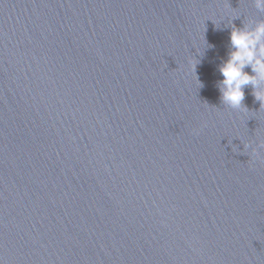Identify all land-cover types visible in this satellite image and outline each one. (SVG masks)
I'll use <instances>...</instances> for the list:
<instances>
[{
    "label": "water",
    "instance_id": "95a60500",
    "mask_svg": "<svg viewBox=\"0 0 264 264\" xmlns=\"http://www.w3.org/2000/svg\"><path fill=\"white\" fill-rule=\"evenodd\" d=\"M260 22L254 0H0V264H264V94L216 87Z\"/></svg>",
    "mask_w": 264,
    "mask_h": 264
},
{
    "label": "clouds",
    "instance_id": "9594fccd",
    "mask_svg": "<svg viewBox=\"0 0 264 264\" xmlns=\"http://www.w3.org/2000/svg\"><path fill=\"white\" fill-rule=\"evenodd\" d=\"M254 3L258 11L264 12V0H254ZM230 44L231 51L227 59L218 66L222 79L216 87L227 108L241 109L245 86L252 85L259 100L257 94H264V22L258 23L251 30L233 26ZM249 67L254 75L245 71Z\"/></svg>",
    "mask_w": 264,
    "mask_h": 264
}]
</instances>
